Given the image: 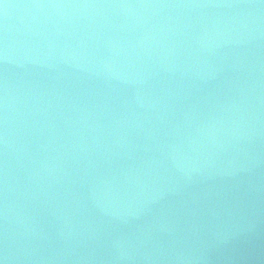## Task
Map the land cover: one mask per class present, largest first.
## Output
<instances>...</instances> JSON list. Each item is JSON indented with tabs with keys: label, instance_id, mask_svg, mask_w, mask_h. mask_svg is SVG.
<instances>
[{
	"label": "water",
	"instance_id": "obj_1",
	"mask_svg": "<svg viewBox=\"0 0 264 264\" xmlns=\"http://www.w3.org/2000/svg\"><path fill=\"white\" fill-rule=\"evenodd\" d=\"M2 264H264V0H0Z\"/></svg>",
	"mask_w": 264,
	"mask_h": 264
},
{
	"label": "snow or ice",
	"instance_id": "obj_2",
	"mask_svg": "<svg viewBox=\"0 0 264 264\" xmlns=\"http://www.w3.org/2000/svg\"><path fill=\"white\" fill-rule=\"evenodd\" d=\"M0 264H2V262H0Z\"/></svg>",
	"mask_w": 264,
	"mask_h": 264
}]
</instances>
